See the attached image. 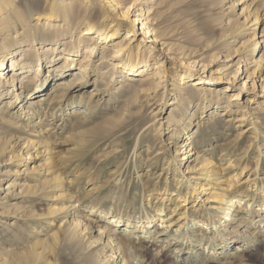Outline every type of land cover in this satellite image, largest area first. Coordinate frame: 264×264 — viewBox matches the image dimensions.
I'll return each instance as SVG.
<instances>
[{
	"label": "rangeland",
	"instance_id": "1",
	"mask_svg": "<svg viewBox=\"0 0 264 264\" xmlns=\"http://www.w3.org/2000/svg\"><path fill=\"white\" fill-rule=\"evenodd\" d=\"M142 8L145 17L153 18L159 38L171 47V52L166 51L160 44L155 48L148 37L141 39L143 31L138 25L134 44L141 43L140 66L149 65L144 73L158 77L155 72L159 66L165 68L162 85L153 91L141 92L138 83L145 75L129 76L122 62L113 67L119 61L112 56L114 47L134 41L127 42L125 29L114 41L97 39L98 34H77L74 29L73 38L70 34L60 37L57 45L51 40L34 44L41 48L32 52L33 60H24L34 68L20 78L40 82L41 77L50 76L49 70L63 65L62 58L68 53L67 47L74 45L73 40L84 39L79 52L73 51L70 57L73 71L89 62L85 72L90 74L88 82L75 103L71 100L68 105L78 109L76 114L65 115L67 107L46 109L49 100L42 105L31 104L26 110L23 106L28 99L23 104L18 99L12 105L16 99L12 92L21 91L23 82H10L15 69L10 71L8 61L9 71L5 70L2 77L8 86L6 92L2 90L10 93L1 100L0 110L7 111L1 116L17 123V128L6 131L0 127V149L17 141L22 145L1 157L8 164L11 156L20 154L16 162L0 166L10 169L0 174V264H101L96 255L89 257L97 248L88 250L76 237L81 226L70 223L94 207L99 209L96 215L101 228L119 214H124V220L128 214L136 221L150 215L159 224L160 208L166 215L175 207L176 218L185 210L190 215V210L210 207L192 217V231L204 223L207 230L218 229L223 220L220 224L217 220L228 207L221 203L224 198H246L241 204L256 211L264 200V41L256 45L264 40V0H145ZM20 14L27 16L23 7ZM92 42H97V47L90 56ZM50 48L53 55L47 58L45 50ZM23 54L17 55L18 62L23 61ZM38 55L43 66L41 62L37 65ZM182 61L187 66L193 62L188 76H180L184 74L179 67ZM203 65L206 70L200 76ZM61 68L66 70V65ZM199 80L202 83L196 84ZM96 90L104 93L94 96ZM46 92L58 98L65 94L55 84L48 85ZM33 127L36 131L31 130ZM186 132L190 136L187 141L197 152L190 159H183L181 147ZM26 142H38L37 148L31 149L28 143L29 148L24 149ZM39 142L51 143L49 154L38 153L43 147ZM207 161L210 168L204 166ZM225 168L228 172H221ZM56 175L62 179L58 188ZM15 180L23 183L24 192L13 199L6 188ZM207 197L214 200L204 205ZM253 198L257 202L249 204ZM73 210L76 215H70ZM123 227L116 230L117 237L122 236ZM137 247L142 264H164L146 245ZM234 264H264L263 247L244 254Z\"/></svg>",
	"mask_w": 264,
	"mask_h": 264
},
{
	"label": "bare ground",
	"instance_id": "2",
	"mask_svg": "<svg viewBox=\"0 0 264 264\" xmlns=\"http://www.w3.org/2000/svg\"><path fill=\"white\" fill-rule=\"evenodd\" d=\"M144 2L145 0H46L45 4H43L42 0H0V103L2 99L7 97L5 96L7 93L5 94L6 90L4 89L8 86V83L4 80L2 81V77L5 70L9 71L7 65L8 61H11L10 67L12 69H10V71L15 69V73H13L12 77L9 79L10 82L13 84L17 81L23 82L24 78H20V76L28 71H32L34 68V65L30 66V64L23 63L24 60H33L32 52H38L41 48L39 47V49H37L34 44L37 43V45H42L45 41L51 40L54 43L53 45H57L58 42L61 41L60 37H65V35L70 34L71 38H73L75 36L73 32L74 29L77 34L82 32L84 34H98L96 38H103L105 41L108 39L109 41H114V37L119 36L120 32L125 29L124 34L126 35L125 38L128 39L127 42L134 41L130 43L121 42L114 47L112 56L116 57L119 61L117 64L115 63L113 67L115 68L116 65H120L122 62V66L126 69L129 76L145 75L138 83V86L143 88L141 89L142 93H147L148 91H153L160 87L162 85V75L165 74L162 72L165 71V68H162L163 66L160 65L158 68L159 70H156L158 72H155V74L158 75V77H156L152 73H144V68L149 66L147 63L140 66L142 63V57L140 56L141 43L134 44L138 39V25L140 24V30L143 31V38L141 39L145 38L146 40L148 37L151 39V44H154L155 48L160 44L167 48L166 51L171 52V47H169L168 44L165 45L166 42L159 38L158 31L153 23V18L150 19V15L145 17L143 13L144 9L142 8ZM137 6H140L139 9H136ZM21 7L25 9L27 14L26 17L20 14ZM120 9L121 12H119ZM138 11L139 14H136ZM133 16L134 18H132ZM32 20L36 22L31 23ZM112 24L113 26L111 27ZM22 39L25 40L20 42ZM83 40L84 39L79 40L77 38L73 40L74 45L70 44L69 48L67 47L66 50H68V53L62 58L64 61L63 65H66V70H62L61 67H63V65H61L60 68L57 67L53 70H49L51 73L50 76L44 78V80L41 77L40 82L38 80L24 81V85L22 84L23 86H20L21 91L12 92L14 95L13 98L16 99L15 102L12 101L10 103L16 105V102L20 99V103L23 104V102L28 99L23 106L26 110L27 106L31 104L42 105L49 100L51 103L46 105V109H52L56 106H58L59 109L67 107L64 109L67 110L65 115L78 113V109H75L73 106L68 108V105L72 103L71 100L75 103L76 98L80 95V92L85 88V84L88 82L86 78H88L90 74H85V72L88 70L89 62H86L87 64H82L79 70L73 71L71 69L72 62H70L73 61V59L70 57L73 51L75 52L76 50V52H79L77 50L81 46ZM263 41L264 40H258L256 42L257 47H259ZM96 45L97 42H92V44L89 45L90 56L96 49ZM24 47L28 48L24 49ZM42 48L44 49V47ZM52 51V48L46 49L45 56L49 58L51 54L53 55ZM166 51L160 49V52L165 55ZM120 52H122V57L119 58ZM22 53H24L23 61L18 62L16 60L17 55H22ZM88 53L89 52H87L86 57ZM125 55H127V58L123 62ZM40 62L43 66V59L38 55L37 65H40ZM52 62H54V60ZM192 63L193 62H189L187 66V63L183 64L182 61V63L179 64V67L184 70V74L180 73V76H188L186 73L189 74L192 72ZM245 67V72L248 74L247 78L249 79L248 63ZM257 68L258 65H256V68L253 70V74ZM202 69L203 72H199L201 73L200 76L204 75L206 65H203ZM102 74L103 73H101V75ZM259 77L261 78V75H259ZM200 79H202V77ZM263 81L264 80H262V82ZM47 82H49L48 85L55 84L57 89L61 88L64 90V96H59L60 98H58L53 96L51 94L52 92L48 94L46 92L48 87V85H46ZM96 82H98V79H95V83ZM164 82H166V80H164ZM199 83H202V81L199 80L196 82V84ZM165 86L166 84L163 87ZM2 89L5 92H3ZM9 93L7 95H9ZM103 93L104 92L101 90H96L93 95L101 96ZM42 95H45V97L41 98ZM46 96H48L47 99ZM37 97L40 98L34 102H28L30 99ZM80 101L82 102V97ZM12 108L13 107H11V109ZM88 109H90V107L85 110ZM185 109L188 110L190 108L185 107ZM31 110L33 111L32 114H34V109ZM29 111L30 109L26 112L29 113ZM6 112V110H0V127L6 129V131L15 130L17 128L15 124L17 123L11 122L8 118L4 120L1 116V114ZM9 115H12L10 111ZM243 117H245V114ZM181 120H183V123L187 121L184 118ZM190 125L191 124H188L187 127L189 128ZM28 127L27 125L26 128ZM31 130L36 131V128L33 127ZM188 137L190 139V136H188L186 132L185 138H182L183 142L181 147H183L182 149L185 152L183 159H190L197 154V152L194 151L195 148L191 147L192 145L189 140L187 141ZM28 143L29 142H26L24 145ZM37 143H29L31 149H36ZM39 143H43V147L39 149L40 151L38 153L42 155L45 153L49 154V146L51 143H48L49 145H47L46 142ZM29 144L23 148H29ZM19 145L22 144L20 141H17L12 145L9 143L7 148L0 149V166H6L17 161L16 158L20 156V154L11 156L7 162L8 164L3 162L1 157L4 156L6 152H10L13 147H18ZM21 150L22 148L20 151ZM181 153L183 154V152ZM194 159H191V161ZM210 165V161L204 164L206 168H210ZM9 170L10 169H3L0 167V174L8 173ZM221 172H228V168L223 169ZM15 173L18 174L20 171L15 170ZM257 174L258 173L254 175L257 177ZM55 177L57 180L55 188H58L62 179L59 178V175ZM252 179L254 180V178ZM22 186H24L23 183L18 180L11 182L6 188L7 195H10L13 199L20 197L24 192L21 188ZM191 193L193 194L194 191ZM233 198H235V196L231 199L224 198L221 202L228 207L223 209V217L217 220L219 224L223 220V223L218 226V229L210 228L207 230L203 226L205 225L204 223L192 231L189 230L192 217L196 213H200L201 210L205 212L210 208L206 206L199 207L196 210H190V215H188V210H185L176 218L173 216V213L176 211L175 207L170 214L166 215H163L165 209L160 208L157 214V216H161L158 218L159 224L154 223L155 218H152L150 215L145 217L140 216L139 220L136 221L128 214L125 219L127 223L125 224L124 214H119L111 217L103 228L100 227L101 219L96 215L99 209L94 207V209L89 211V214L83 215L81 219L77 218L78 220L74 218L75 220H71L70 223L72 226H81L80 233H78L76 237L86 244L88 250L97 248L95 252L89 254V257L96 255L101 264H142L141 257L136 254L138 245H146L160 261H164V264H234V262L239 257L242 258L244 254H253L261 247L264 249V200L260 202V207L256 211L254 208H248L241 204V201L244 199L246 200V198H238L237 201H233ZM213 200V197H207L203 201L204 205L212 203L211 201ZM256 202L257 200L254 198L252 200L249 199V204L254 205ZM4 203L5 202H2L1 204ZM71 207L75 209L74 205ZM74 214L76 215V211L72 212L70 215ZM164 221H167L165 222L166 224H164ZM152 223L154 224L153 226ZM124 224L125 227H123ZM121 227L124 228L123 234L121 237H117L116 230ZM234 243L237 244L235 250L232 251L231 249ZM36 256L39 257L38 255Z\"/></svg>",
	"mask_w": 264,
	"mask_h": 264
}]
</instances>
